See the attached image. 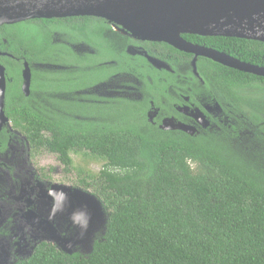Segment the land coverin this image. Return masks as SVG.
Here are the masks:
<instances>
[{"label":"trees","instance_id":"obj_1","mask_svg":"<svg viewBox=\"0 0 264 264\" xmlns=\"http://www.w3.org/2000/svg\"><path fill=\"white\" fill-rule=\"evenodd\" d=\"M182 38L264 68V43ZM131 48L170 71L153 68L128 53ZM0 52L6 54L0 57L4 113L30 147L55 155L65 173L71 154L104 161L97 174L78 182L107 216L88 255L43 244L18 264H264V77L198 58V79L191 54L134 42L93 17L2 25ZM22 61L32 71L27 98L20 89ZM116 75L137 79L142 99L55 97ZM191 111L204 115L195 129L183 122L194 119ZM162 118L173 127L162 128Z\"/></svg>","mask_w":264,"mask_h":264},{"label":"water","instance_id":"obj_2","mask_svg":"<svg viewBox=\"0 0 264 264\" xmlns=\"http://www.w3.org/2000/svg\"><path fill=\"white\" fill-rule=\"evenodd\" d=\"M93 17L105 20L134 41L158 42L193 56L192 73L198 58L264 77V68L241 62L227 54L193 45L182 35L224 37L264 43V0H0V26L35 19ZM157 68L166 67L154 59ZM5 69L0 65V127L7 123L4 114ZM21 91L30 93L31 73L26 62L21 72ZM64 190H71L64 188ZM77 219H100V202L77 189ZM94 207H93V206ZM100 216V217H99ZM93 245V244H92ZM92 249V247H91ZM91 251V250H90ZM67 253V252H66ZM68 254V253H67Z\"/></svg>","mask_w":264,"mask_h":264},{"label":"flooded vegetation","instance_id":"obj_3","mask_svg":"<svg viewBox=\"0 0 264 264\" xmlns=\"http://www.w3.org/2000/svg\"><path fill=\"white\" fill-rule=\"evenodd\" d=\"M109 25L113 32L134 41L113 25ZM54 40L82 39L56 37ZM128 53L143 56L157 70L170 71V67L166 63L149 57L138 48H131ZM4 56L6 54L0 52V57ZM147 57L161 62L166 67H155L148 61ZM24 62L26 61L21 62L20 75ZM28 66L32 79V71L29 64ZM37 67L43 70H59L58 66L49 68L46 65L39 64ZM4 75L5 81L7 82L6 74L4 73ZM118 79H128L134 83L127 85L133 88V93L136 95L135 98L117 95L97 96L94 94L93 91L98 87ZM29 96L30 93L24 97L27 98ZM55 97L69 98L77 102H91L92 97L140 101L142 99V92L139 81L134 77L129 75H116L93 89L76 91L72 94L62 96L56 94ZM207 111L209 114L213 113L211 109L206 108ZM185 114L183 115L185 116ZM190 114L194 119L184 118L183 122L189 125L197 124L195 122V113L191 111ZM200 115L204 117L202 113ZM165 119L162 118L159 121L162 128H168V125H171ZM45 154L49 153H46L41 148L34 150L30 147L27 138L13 128L12 121H9L8 118L7 123L0 127V264H18L25 261L32 256L38 246L43 244L53 246L55 250L64 254H67L66 252L73 247V242L69 234L75 221L74 188H71L68 185L69 183L66 185L65 183L59 182L58 178L63 166L61 165L62 169L58 165H53L50 168L46 158L48 156ZM65 186L71 190H64L63 187L65 188Z\"/></svg>","mask_w":264,"mask_h":264},{"label":"rangeland","instance_id":"obj_4","mask_svg":"<svg viewBox=\"0 0 264 264\" xmlns=\"http://www.w3.org/2000/svg\"><path fill=\"white\" fill-rule=\"evenodd\" d=\"M127 84H134L132 81L128 79H118L104 86L98 87L93 92L97 96H125L130 98H135L136 95L133 93V88L129 87ZM195 122L198 124H203V119L200 114H195ZM168 127H173L172 124L168 125ZM193 129L197 128L196 124L191 125ZM192 131L193 129L190 127H185ZM48 160L49 167L52 168L53 165H58L60 169L62 166L58 163L56 156L52 154H45ZM72 159V167L69 169V173L65 174L62 172L59 175V182L68 184L71 188L77 189L87 197V194H91L90 191H85L78 184L79 179L82 178L85 174H97L102 166L104 165V161L97 160L91 158L89 156H85L84 154H71ZM65 188H67L65 186ZM93 206V205H92ZM101 206V204H100ZM94 207V206H93ZM101 210L103 212L102 217L100 219L94 218L89 221L85 220L87 223H81L79 219H77V215L79 212H75V221L73 228H71V232L69 234L73 247L67 251L68 254L78 253L80 255L86 256L91 250L92 244L96 240H100L106 226V213L101 206Z\"/></svg>","mask_w":264,"mask_h":264}]
</instances>
